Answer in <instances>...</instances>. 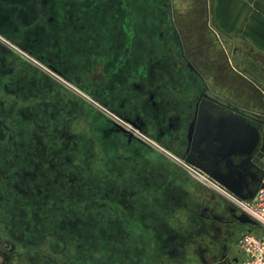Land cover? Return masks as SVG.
Listing matches in <instances>:
<instances>
[{"label":"flooded vegetation","instance_id":"af4514ba","mask_svg":"<svg viewBox=\"0 0 264 264\" xmlns=\"http://www.w3.org/2000/svg\"><path fill=\"white\" fill-rule=\"evenodd\" d=\"M215 4L216 0H0V42L13 44L15 53L48 59V67L64 76L66 84L81 89L82 97L66 98L79 113L86 100L97 101L113 118L103 120L108 125L102 137L114 146L102 145L110 156L100 160L104 165L112 156L126 164L116 168L115 177H81V185L92 187L93 195L109 186L97 200L106 203L108 208L101 206L110 216H104L98 204L99 209L78 218L76 231L68 232L87 251H80L78 260L98 259L104 251L115 252L114 258L124 253V264H148V255L176 264H237L242 258L237 242L253 223L241 221L237 207L211 185L224 187L220 182L185 161L189 148L207 168L217 159L219 171L243 166L251 181L261 183L264 178V84L248 69L250 51L243 40L217 24ZM0 47V53H12L3 44ZM44 102V107L51 103ZM68 106H58L57 112L66 113ZM208 108L214 113V118L207 117L211 130L192 145L187 132ZM32 114L27 119L35 132ZM4 116L0 111V120ZM101 117L93 116L98 125ZM244 125L252 137L247 147L241 136ZM89 138L90 145L99 140L95 133ZM74 143L71 152H86V143L76 147ZM134 143L142 144L137 154L144 160L133 166L129 162ZM214 148L224 154H215ZM166 153L173 161L165 158ZM175 160L184 170L191 166L204 173L206 179L192 177L212 194L198 199L182 192L176 181L185 175ZM107 167L113 174V166ZM34 178L21 183L24 194L19 195L15 190L20 186L9 180L5 184L10 193L0 195V221H5L12 244L27 248L35 235L51 230L53 236L59 230H52V222L65 217L51 209L36 211V203L45 205L52 196L33 193ZM84 188L80 195L90 197ZM25 208L32 214L25 215ZM180 213L184 218L179 221ZM201 243L208 245L203 261L191 250Z\"/></svg>","mask_w":264,"mask_h":264},{"label":"rangeland","instance_id":"374dc122","mask_svg":"<svg viewBox=\"0 0 264 264\" xmlns=\"http://www.w3.org/2000/svg\"><path fill=\"white\" fill-rule=\"evenodd\" d=\"M221 3L222 0H216L214 10L217 21L220 19L219 9ZM0 44H3L5 49L12 51V53H0V111L5 115L0 120V195H8L10 193L6 187L9 180L20 186V190H15L19 195L24 194L22 190L26 188H23L21 183L31 177H35L34 180L37 185L34 188L32 187L31 191L35 194L38 193L39 197L43 196V194L52 196V199L45 202V205L36 203L38 207L36 211L41 213L39 211L51 209L57 211L58 214L64 213L65 216L63 218L64 221L61 219L58 221L59 218L56 216L57 221L52 222V230L56 229L59 231H54L53 236L50 234L51 230L42 232V235H35L34 243L28 248L17 244L13 245V238L4 226L6 225L5 221H0V264H124V253L118 252L121 256L114 258L115 252H112L111 255L107 251H104L98 259L90 257L82 262L80 259L78 260L81 257L78 256L79 252L83 251L84 253L86 250H82L84 247L81 244L74 243L75 237L68 236L70 234L68 232L76 231V225L79 222L78 218L84 215L85 212L93 213V210H97L100 207L104 216H110L106 213L108 209L103 210L101 206L102 204L105 206L106 203L97 200V196L106 193L110 189H108L109 186H101L98 190L95 189L98 192L93 195V193H89L93 191V189H90L92 187L81 185L80 179L86 175L94 178L102 177L106 174L108 178L115 177V174L119 172L116 168L126 164L120 163L121 161H118L119 158L114 161L112 156L109 160H106L107 165L106 163L103 165L104 160H100L101 156L108 154L104 152L102 145L114 146L112 142H108L102 137L103 129L108 125L103 120L106 118L108 121L109 118H112V115L103 109L105 106L102 108L97 101L94 103L90 100H86L88 102L82 108L83 112L79 113L73 102L66 98L68 96L78 98L82 94L80 93L81 89L75 88L72 84H76L72 80H70L72 86L66 84L64 76L48 67L46 63L49 62L48 59L42 60L30 53H15L14 47L11 46L13 44L10 45L6 42H0ZM44 101L51 103L44 107ZM66 103H69L70 106L66 105ZM58 106L62 108L68 106L66 111L72 110L73 113H70V111L64 113V109H62V112H57ZM44 109L46 110L43 111ZM22 113L26 114V118H23ZM95 113L101 114V125H98L96 120L93 119ZM30 114L35 119L33 123L35 132L30 131L32 123L27 119ZM121 123L127 128L130 127L123 120ZM94 133L99 137V140H95L94 144L90 145L87 141H90L89 137ZM134 133L144 139L142 131L136 130ZM82 141L86 143L84 144L86 145V152L83 154L81 150V153H79L80 155L82 154L81 156L75 153L76 150L71 152L73 143L75 142V147L82 146ZM148 143L156 149L159 148L155 141H148ZM132 145L131 149L134 153L131 154L129 164L134 166L135 162L144 159L140 154H137L141 150L139 147L141 148L142 144L134 143ZM95 152H97V157ZM115 154L117 155V153ZM165 155L166 159L173 161L172 154L166 153ZM107 156H110V154ZM95 158H98V160ZM148 158L152 159L150 155ZM98 161L102 163L98 164ZM174 164L180 168L176 160ZM105 166H113V174L110 175V171L106 170ZM180 172L185 175L184 177L181 176L184 180L176 182L180 185L182 192L194 195L198 199L202 195L208 196L212 194V190L209 187L195 182V179L187 170L180 168ZM171 180L172 185H174L173 178ZM84 187L88 189L90 196L88 198H83V195H80L85 189ZM105 207L108 208L107 206ZM29 209L31 208L24 209V212L26 211L25 215L29 216L32 214V210L30 213ZM50 214L52 216L56 215V213ZM182 215V213L179 214V221L184 218ZM91 241L87 242L90 243ZM99 241H102V239ZM107 241L110 242L108 239ZM92 243L94 244V242ZM8 245L10 247L14 246V248H10ZM117 247L118 245L116 244ZM75 248L77 249L74 250ZM207 248L208 245L206 243H201L200 245H194L191 250L193 255L200 257L201 261H203V255L208 251ZM148 257V264H176L173 260H155L152 259L151 255H148Z\"/></svg>","mask_w":264,"mask_h":264},{"label":"crops","instance_id":"0c3cea01","mask_svg":"<svg viewBox=\"0 0 264 264\" xmlns=\"http://www.w3.org/2000/svg\"><path fill=\"white\" fill-rule=\"evenodd\" d=\"M219 10L217 24L228 35L243 40L250 51L248 69L264 84V0H222Z\"/></svg>","mask_w":264,"mask_h":264},{"label":"water","instance_id":"95a60500","mask_svg":"<svg viewBox=\"0 0 264 264\" xmlns=\"http://www.w3.org/2000/svg\"><path fill=\"white\" fill-rule=\"evenodd\" d=\"M216 102H214L212 105L215 106ZM214 118V113L212 112L211 108H208L206 110V115H200L196 121L195 126H190L188 130V139L191 142V144H199L202 142L205 138L208 132H210L212 124L209 125V128H207V117ZM209 120H212L209 118ZM237 124H235L233 127H235ZM228 132V130H227ZM251 130H249V127L244 125L243 132L241 136L244 139L245 147H247L251 140ZM240 136V137H241ZM215 154H224V150H220L218 148H214ZM231 153H227L226 156H230ZM185 161L189 164H192L198 168H200L203 172L211 175L214 179H216L218 182H220L224 187H226L228 190L236 194L237 196L251 200L256 190L260 184L259 180L251 181L248 178V170L240 166L237 169H228L227 171H219L217 167V159L212 160L210 162V168H207L205 165H202L198 162L196 155L193 154L192 149L187 148L186 154H185ZM246 162V161H245ZM239 219L243 222H250L255 223L253 219H251L249 216H247L244 213H241L239 215Z\"/></svg>","mask_w":264,"mask_h":264},{"label":"built area","instance_id":"2783aa9c","mask_svg":"<svg viewBox=\"0 0 264 264\" xmlns=\"http://www.w3.org/2000/svg\"><path fill=\"white\" fill-rule=\"evenodd\" d=\"M187 169L192 176L200 180L206 179L204 173L197 169L191 166ZM211 185L223 192L227 199L237 207L239 214L244 213L255 221L250 229L239 237L237 245L243 255L237 264H264V178L251 200L237 196L226 187L215 183Z\"/></svg>","mask_w":264,"mask_h":264},{"label":"bare ground","instance_id":"6f19581e","mask_svg":"<svg viewBox=\"0 0 264 264\" xmlns=\"http://www.w3.org/2000/svg\"><path fill=\"white\" fill-rule=\"evenodd\" d=\"M187 168H188V166H187Z\"/></svg>","mask_w":264,"mask_h":264}]
</instances>
